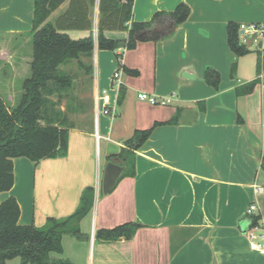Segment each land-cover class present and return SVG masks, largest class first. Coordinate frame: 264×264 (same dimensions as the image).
Wrapping results in <instances>:
<instances>
[{
  "label": "crops",
  "instance_id": "1",
  "mask_svg": "<svg viewBox=\"0 0 264 264\" xmlns=\"http://www.w3.org/2000/svg\"><path fill=\"white\" fill-rule=\"evenodd\" d=\"M99 1L94 0L89 30L65 31L74 40H93L92 130L70 129L64 157L38 163L14 158L13 185L0 192V201L14 197L18 223L39 227L48 217L73 213L82 191L93 187V205L79 222V237H62L61 256L72 264H264V254L250 249L248 237L249 219L257 215L252 229L264 247V192L253 190L264 189V39L259 49L248 47L236 56L226 34L228 22H264V0H134L132 21H148L181 2L190 14L162 40L138 42L133 49L118 44L113 51L97 47ZM33 12L34 0H0V33L21 39L32 29ZM104 35L124 40L127 32ZM6 54L7 79L22 80L31 51L25 57L19 50ZM206 68L219 73L217 88L204 81ZM115 71H121L122 98L119 90L113 117L98 116L96 138L95 102L104 89L115 98ZM140 92L171 102L151 104L137 98ZM177 109L176 122L166 124ZM150 128L135 152L133 173L122 172L103 194L108 158L135 130ZM125 222L141 225L132 238L95 240V231Z\"/></svg>",
  "mask_w": 264,
  "mask_h": 264
},
{
  "label": "trees",
  "instance_id": "2",
  "mask_svg": "<svg viewBox=\"0 0 264 264\" xmlns=\"http://www.w3.org/2000/svg\"><path fill=\"white\" fill-rule=\"evenodd\" d=\"M133 1H99L98 49L113 51L118 44L133 49L138 42H157L170 35L190 14L189 6L181 2L172 11L155 12L148 21H132ZM65 2L66 8L50 21L49 16ZM93 4L94 0H34L28 74L20 80V94L14 104L7 105L0 95V192L8 191L13 185L14 158L26 157L38 163L47 158L64 157L70 129L92 130L93 67L87 61L92 57L93 40L91 36L74 40L65 31L89 30ZM238 26L235 22L227 23V44L236 56H242L249 49L239 42ZM109 30L126 31L127 37L109 39L104 35ZM116 56L121 58L120 54ZM71 61L84 71L82 89L76 92L73 86L77 75L64 69ZM234 67L231 66L232 71ZM219 80L216 70L206 68L204 81L208 85L217 88ZM252 85L253 82L248 84ZM178 111L165 123L176 122ZM79 115H85L82 125L75 121ZM150 133L151 128L135 130L119 153L108 158L125 167L122 176L133 173L135 152ZM93 201L94 188L86 187L73 213L62 218L48 217L39 227L18 223L20 209L14 197L0 201V264L14 258H19L20 264H72L61 256L62 237L66 234L79 237V222L91 210ZM249 222L250 227L257 225L259 216L252 215ZM140 226L125 222L95 231L94 238L103 242L130 239Z\"/></svg>",
  "mask_w": 264,
  "mask_h": 264
},
{
  "label": "built area",
  "instance_id": "3",
  "mask_svg": "<svg viewBox=\"0 0 264 264\" xmlns=\"http://www.w3.org/2000/svg\"><path fill=\"white\" fill-rule=\"evenodd\" d=\"M238 38L239 42L247 48L250 47L256 50L259 49L262 40L264 39V22L240 23L238 26ZM112 81L113 90L116 94L115 98H112V95L109 90L104 89L101 91L100 95L98 96L95 102L93 119L95 124L96 138H98V133L96 131L98 116L102 114L113 117L116 113V97L123 84L121 71L113 72ZM137 98L155 105H166L171 102V97L159 99L154 95H150L145 92L137 93ZM253 190L254 193H260L261 191L264 192V189L257 185L254 186ZM254 209L255 206L251 204L247 209V213L251 215ZM252 228L257 229V225L251 227V230L248 232V237L250 239V249L264 254V247L257 241V235L254 233Z\"/></svg>",
  "mask_w": 264,
  "mask_h": 264
},
{
  "label": "rangeland",
  "instance_id": "4",
  "mask_svg": "<svg viewBox=\"0 0 264 264\" xmlns=\"http://www.w3.org/2000/svg\"><path fill=\"white\" fill-rule=\"evenodd\" d=\"M92 9V8H91ZM91 13V12H90ZM92 14V13H91ZM0 93L3 95L4 100L6 102L7 105H12L14 104V102L9 101L8 99V94L7 91H10L12 94L16 95V99L18 98V91H20V84L21 81L15 79H10L8 80L7 77L9 75L8 70L3 69L2 65H5L6 61L8 58H6V53L7 52H11L13 53V51H21L22 55L25 57L29 54V52L31 51V46H30V33L26 32V35L21 36V39L18 40V37L15 36H9V35H3V33H0ZM18 49V50H17ZM6 54V55H5ZM86 60V59H84ZM91 62L90 61H87ZM64 69H66L67 71H70L73 74L77 75V78L75 79V84L73 86V91H78L79 89H82L80 87V84L83 82V70L80 69L79 67H77L76 62L71 61L70 63H68L66 66H64ZM4 76V78L2 77ZM82 85V84H81ZM87 89V86H84ZM85 93V92H84ZM87 94H83L82 96H85ZM61 108H63L61 106ZM85 115H79L75 118V121L77 123V125H82V123L84 124V117ZM6 264H20V260L19 258H14L11 259L9 261H7Z\"/></svg>",
  "mask_w": 264,
  "mask_h": 264
},
{
  "label": "water",
  "instance_id": "5",
  "mask_svg": "<svg viewBox=\"0 0 264 264\" xmlns=\"http://www.w3.org/2000/svg\"><path fill=\"white\" fill-rule=\"evenodd\" d=\"M193 75L183 73V77L192 78ZM124 167L112 160L106 163L101 180V191L103 194H107L115 185L117 179L123 172Z\"/></svg>",
  "mask_w": 264,
  "mask_h": 264
}]
</instances>
